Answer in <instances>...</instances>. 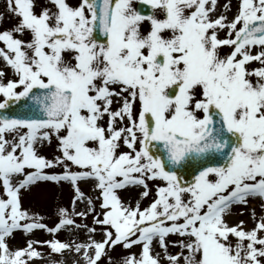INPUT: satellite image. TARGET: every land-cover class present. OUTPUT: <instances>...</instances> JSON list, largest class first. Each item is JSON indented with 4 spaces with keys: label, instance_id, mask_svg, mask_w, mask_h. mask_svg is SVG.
I'll use <instances>...</instances> for the list:
<instances>
[{
    "label": "snow or ice",
    "instance_id": "obj_1",
    "mask_svg": "<svg viewBox=\"0 0 264 264\" xmlns=\"http://www.w3.org/2000/svg\"><path fill=\"white\" fill-rule=\"evenodd\" d=\"M6 13L0 264L44 246L61 257L49 264H114L117 246L119 264H264V0H5ZM36 190L71 194L52 226L25 206Z\"/></svg>",
    "mask_w": 264,
    "mask_h": 264
},
{
    "label": "rangeland",
    "instance_id": "obj_2",
    "mask_svg": "<svg viewBox=\"0 0 264 264\" xmlns=\"http://www.w3.org/2000/svg\"><path fill=\"white\" fill-rule=\"evenodd\" d=\"M219 2L221 4L223 3L221 1H219ZM233 4H235V0H233ZM233 11H235V8H233ZM0 12H5V0H0ZM229 15H231V13ZM15 19L16 18L12 17L11 14L6 13L5 14V21L2 24H0V29L6 28V27H11L12 24L15 23ZM0 67H2V63H0ZM44 151L49 152L50 149L45 148ZM83 187L86 191L88 190L87 185H85ZM52 192L54 193V196L50 197L49 200H43L42 196H40L39 190H36L32 194L26 195V197H25V206L26 207L30 206L33 209L40 211L42 214H44L46 216V220H47V223L49 224V226H52L56 221V205H57V203H60L62 206H65V207H70V199H71V194L67 190H65L63 192L52 190ZM150 198L151 197L146 198L142 202V205H146ZM135 199H136V195H135V193H132L131 196L129 197V200L134 201ZM81 207H82V205H78V210ZM256 211H257V213L260 212L259 206H257ZM233 218L234 219H243V220L247 221L250 226H252V221H251V218L248 215V213H244L243 215H239V213H237V215L233 216ZM88 223L91 224V218H89ZM56 235H57V238L64 240V241L73 240V239L85 240L87 233L84 231H81V232L76 233L75 235H72V234H69L67 231H63V232H60ZM32 238L33 239L46 240V239H51L52 236L50 234H48L47 232L37 231L34 233ZM96 238L99 239L100 238L99 235ZM24 240H25V237L22 234H18L16 239L12 241V244H13V246H23ZM156 250L159 251L158 248ZM178 250H179L178 248L170 249V251H173V252L178 251ZM41 251L44 254V259L46 260L45 264H49V261L52 259L61 260V257L55 253H53L52 256L49 257L48 253L50 250L47 248V246H44L41 249ZM128 251L129 250H125L122 247L117 246L109 254L112 256L114 264H119L121 257L125 256ZM130 251L138 252L139 248H133ZM68 257H70V255L66 254L64 258H68ZM37 261H41V259L35 260L34 264H37L36 263ZM66 264H68V263H66Z\"/></svg>",
    "mask_w": 264,
    "mask_h": 264
},
{
    "label": "bare ground",
    "instance_id": "obj_3",
    "mask_svg": "<svg viewBox=\"0 0 264 264\" xmlns=\"http://www.w3.org/2000/svg\"><path fill=\"white\" fill-rule=\"evenodd\" d=\"M219 1L224 2V0H219ZM84 186H85V185H84ZM39 192H40V196H42V199H43V200H49L50 197L54 196V193L52 192V190H51V191L48 190L47 194H44V192H42L41 190H39ZM123 196H124V198H125L126 200H129V197H130L131 195L123 194ZM51 200H52V199H51ZM253 206L257 208L258 205H256V204L254 203ZM231 219H232V220H237V219H234L233 217H231ZM248 226L251 227L249 224H248ZM62 232H63V231H62ZM72 259H73V258H72L71 256L68 257V258H64V260H65L66 263H68V264H71ZM36 263H37V264H45V263H46V260H45V259H42L41 261H37Z\"/></svg>",
    "mask_w": 264,
    "mask_h": 264
},
{
    "label": "water",
    "instance_id": "obj_4",
    "mask_svg": "<svg viewBox=\"0 0 264 264\" xmlns=\"http://www.w3.org/2000/svg\"><path fill=\"white\" fill-rule=\"evenodd\" d=\"M184 178H185L186 180H191V179H192V175H191V174H185V175H184Z\"/></svg>",
    "mask_w": 264,
    "mask_h": 264
}]
</instances>
